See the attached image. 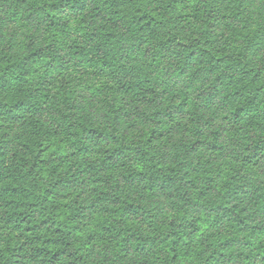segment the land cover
I'll list each match as a JSON object with an SVG mask.
<instances>
[{
	"label": "trees",
	"instance_id": "1",
	"mask_svg": "<svg viewBox=\"0 0 264 264\" xmlns=\"http://www.w3.org/2000/svg\"><path fill=\"white\" fill-rule=\"evenodd\" d=\"M259 1L0 0V264H264Z\"/></svg>",
	"mask_w": 264,
	"mask_h": 264
},
{
	"label": "rangeland",
	"instance_id": "2",
	"mask_svg": "<svg viewBox=\"0 0 264 264\" xmlns=\"http://www.w3.org/2000/svg\"><path fill=\"white\" fill-rule=\"evenodd\" d=\"M263 4L259 1V0H256V3H255V6L256 7H261ZM20 44V43H18ZM19 47H21V45H19Z\"/></svg>",
	"mask_w": 264,
	"mask_h": 264
}]
</instances>
